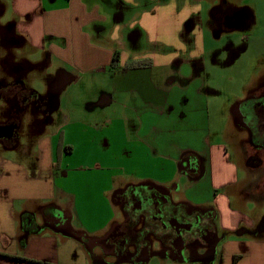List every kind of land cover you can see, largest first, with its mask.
<instances>
[{"label":"crops","instance_id":"crops-1","mask_svg":"<svg viewBox=\"0 0 264 264\" xmlns=\"http://www.w3.org/2000/svg\"><path fill=\"white\" fill-rule=\"evenodd\" d=\"M10 1L11 28L45 58L51 82L71 86L63 96L69 89L71 99L78 98L74 91L83 83L104 88L96 101L103 119L60 108L50 137L38 142L36 165L0 156V264H69L70 257L75 264H94L101 236L115 241L124 222L114 189L138 184L163 188L186 208L209 206L203 212L221 230L241 236L230 243L239 257L235 264H264V242H253L242 231L253 221L232 207L225 190L238 184L236 174L221 163L228 169L222 172L214 162V156L228 155L218 147V130L212 143L205 80L194 73L205 56L201 33L195 34L201 28H186L181 18L174 28L170 9L196 10L201 1ZM200 14H193L196 25ZM116 53L119 67L111 69ZM145 59L152 67L124 69ZM185 160L192 163L187 171L181 168ZM221 172L234 177L221 179ZM214 234L216 247L220 240ZM159 264L178 262L167 253Z\"/></svg>","mask_w":264,"mask_h":264},{"label":"rangeland","instance_id":"rangeland-1","mask_svg":"<svg viewBox=\"0 0 264 264\" xmlns=\"http://www.w3.org/2000/svg\"><path fill=\"white\" fill-rule=\"evenodd\" d=\"M197 1H201V5L196 10L189 6L180 12L174 7L170 9L174 14V28L180 18L188 22L186 28H201L195 34L201 33L200 38L205 42L202 55L205 56L194 65V73L205 80L212 143L217 141L214 137L218 130V147L228 155V158L214 156V162L230 167L236 174L238 184L225 190L229 191L232 207L240 209L253 221L252 228L242 229L245 238L264 242V165L255 170L246 167L245 161L250 154L248 134L235 114L238 105L264 91V0ZM10 4V0H0V130L9 129L0 136V156L33 166L40 155L38 142L50 137L53 114L63 108L68 114L77 112L76 117L103 119V109L97 108L96 101L104 88L98 84L92 90L83 83L77 89L73 88L78 98L72 100L69 89L63 96L62 90L71 86L62 87L61 80L50 81L45 73V58L37 56L26 38L11 28ZM195 13L202 14L201 24L196 25ZM136 45L144 46L143 36ZM201 162V172L205 175L207 159L202 157ZM224 166L220 165L218 169L228 170ZM222 172L221 179L234 177ZM258 181L260 183L254 189ZM118 192L120 190L115 188L114 197ZM187 207L202 211L209 208ZM212 225L220 240L218 246L208 248L193 243L173 260L178 264L237 263L239 258L235 262L230 243L241 236L221 230L216 220H212ZM118 236L115 241L101 236L102 241L98 242L101 251L92 255L94 264H136L131 250L120 252ZM152 247L151 258L146 264L164 261L166 248L155 239ZM72 258L68 259L69 264H75L76 260Z\"/></svg>","mask_w":264,"mask_h":264},{"label":"flooded vegetation","instance_id":"flooded-vegetation-1","mask_svg":"<svg viewBox=\"0 0 264 264\" xmlns=\"http://www.w3.org/2000/svg\"><path fill=\"white\" fill-rule=\"evenodd\" d=\"M235 114L242 120L241 125L248 134L250 154L245 161L246 167L250 170L258 169L264 165V91L238 105ZM8 131V128L1 129L0 136ZM187 160L181 166L186 171L192 166ZM259 183H256L254 189ZM118 190L120 192L115 199L124 217V222L116 228V235H119L120 240L118 245L122 253L131 250L135 263L147 254L150 260L153 239L159 241L172 258L181 256L193 243L211 248L210 245L216 240L213 216L175 204L165 189L138 184ZM174 223L191 225V228L178 229Z\"/></svg>","mask_w":264,"mask_h":264},{"label":"trees","instance_id":"trees-1","mask_svg":"<svg viewBox=\"0 0 264 264\" xmlns=\"http://www.w3.org/2000/svg\"><path fill=\"white\" fill-rule=\"evenodd\" d=\"M119 63H120V54L116 53L112 64H111V69H117L119 67ZM153 63L151 60L145 59V60H136V61H132V62H128L125 66L124 69L125 70H133V69H142V68H149L152 67ZM70 148L66 149L67 151ZM238 256L235 257V262L238 260ZM18 259V258H17ZM21 260H25L28 261L27 259L21 258ZM32 263H36V264H48V263H43V262H34L31 261Z\"/></svg>","mask_w":264,"mask_h":264},{"label":"water","instance_id":"water-1","mask_svg":"<svg viewBox=\"0 0 264 264\" xmlns=\"http://www.w3.org/2000/svg\"><path fill=\"white\" fill-rule=\"evenodd\" d=\"M66 83H67V81L62 80L61 86L65 85ZM6 133H8V132H5V134ZM173 225L176 226L178 229L179 228H185V229L191 228V225H179V223H174ZM216 243H217V241H214V243L212 245H210V246L214 247L216 245ZM179 245H180L181 248H183V245L181 243ZM147 255H146L145 258L137 259L136 263H138V264H146L149 261V257Z\"/></svg>","mask_w":264,"mask_h":264}]
</instances>
